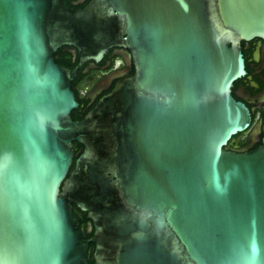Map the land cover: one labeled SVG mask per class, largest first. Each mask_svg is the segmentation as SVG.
I'll use <instances>...</instances> for the list:
<instances>
[{"label": "water", "instance_id": "95a60500", "mask_svg": "<svg viewBox=\"0 0 264 264\" xmlns=\"http://www.w3.org/2000/svg\"><path fill=\"white\" fill-rule=\"evenodd\" d=\"M255 38L264 0H0V264H264V137L226 149ZM111 48L133 76L73 120L72 82Z\"/></svg>", "mask_w": 264, "mask_h": 264}, {"label": "flooded vegetation", "instance_id": "af4514ba", "mask_svg": "<svg viewBox=\"0 0 264 264\" xmlns=\"http://www.w3.org/2000/svg\"><path fill=\"white\" fill-rule=\"evenodd\" d=\"M66 1L71 2V5L79 6L84 4L87 0ZM242 52L245 59L247 74L234 83L232 95L237 101L243 102L249 108L252 122L250 128L246 132L234 136L226 146L227 150L238 153L255 150L262 145L264 137L262 130L264 107V40L255 38L248 42L243 41ZM85 65L86 68L84 72L88 75V80L79 81L72 87L74 89L81 88V95L86 97L91 104L102 94H105L114 83L116 84L118 81L133 76L134 73L132 74V72H135L131 54L123 48H111L100 63L94 64L93 62H88ZM95 77H101V80H108V83L107 86L95 96H90L89 94L92 88L88 86V82H91L90 79ZM76 144L79 143H74V148ZM83 151L84 147L81 154ZM74 168L72 170H74ZM73 207L80 218L86 238L92 237L95 227L93 221L88 218V212H83L77 204H73ZM94 250L95 245L90 244V262H94Z\"/></svg>", "mask_w": 264, "mask_h": 264}, {"label": "trees", "instance_id": "16d2710c", "mask_svg": "<svg viewBox=\"0 0 264 264\" xmlns=\"http://www.w3.org/2000/svg\"><path fill=\"white\" fill-rule=\"evenodd\" d=\"M90 1L91 0H87L84 4H81L79 6L71 5V2H69V1L68 2L66 1V4L70 8L81 9V8H84L85 6H87ZM74 51H75V49L73 47H68V46L62 47L54 55V59H55L56 63H58L62 66H65L67 68H74L77 65V63L79 62V57L74 53ZM85 68H86V65L78 72L77 77L72 82V86H75L77 84V82H79V81L86 80V79L88 80V78H87L88 75L86 74V72H84ZM133 73L134 72H132V74ZM114 86H115V83L110 87V89L105 94L112 91ZM72 89L74 90V93L76 95V99L79 102V108L73 110V112L71 114L73 120L83 119L85 117V115L95 107V105L98 103L99 99L105 95V94H102L100 97H98L96 99V101L94 103L91 104L89 102V100L86 99V97L81 95V93H80L81 88L74 89L72 87ZM82 150H83V147L81 145H79V144L75 145L74 161H73V165L71 167V170L74 168L75 161H76L77 157L81 154Z\"/></svg>", "mask_w": 264, "mask_h": 264}, {"label": "rangeland", "instance_id": "374dc122", "mask_svg": "<svg viewBox=\"0 0 264 264\" xmlns=\"http://www.w3.org/2000/svg\"><path fill=\"white\" fill-rule=\"evenodd\" d=\"M102 78H91V82H88V86L92 89L90 90V96H95L99 93L102 89L107 86L108 80H101ZM101 81V82H99ZM84 94V93H83Z\"/></svg>", "mask_w": 264, "mask_h": 264}]
</instances>
